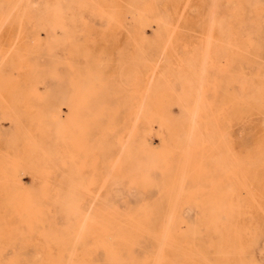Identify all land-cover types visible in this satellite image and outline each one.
<instances>
[{"label":"rangeland","instance_id":"374dc122","mask_svg":"<svg viewBox=\"0 0 264 264\" xmlns=\"http://www.w3.org/2000/svg\"><path fill=\"white\" fill-rule=\"evenodd\" d=\"M0 264H264V0H0Z\"/></svg>","mask_w":264,"mask_h":264},{"label":"bare ground","instance_id":"6f19581e","mask_svg":"<svg viewBox=\"0 0 264 264\" xmlns=\"http://www.w3.org/2000/svg\"><path fill=\"white\" fill-rule=\"evenodd\" d=\"M259 59V58H258Z\"/></svg>","mask_w":264,"mask_h":264}]
</instances>
